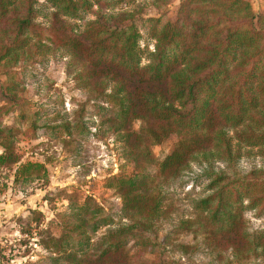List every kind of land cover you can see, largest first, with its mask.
<instances>
[{
    "label": "trees",
    "instance_id": "obj_1",
    "mask_svg": "<svg viewBox=\"0 0 264 264\" xmlns=\"http://www.w3.org/2000/svg\"><path fill=\"white\" fill-rule=\"evenodd\" d=\"M149 1L158 17L142 20L135 0H46L41 23L37 0H0V174L13 171V188L23 193L49 185L44 164L22 163L17 145L52 122L30 109L23 77L60 51L85 98L54 129L75 158L90 136L116 138L122 165L103 186L119 206L79 198L75 188L59 191L67 204L38 232L43 259L178 264L203 256V264H264V230L247 220L250 212L264 215V166L240 168L253 154L264 159V12L254 15L246 0H180L171 21L164 18L176 0ZM124 4L130 7L114 11ZM87 15L77 28L73 21ZM141 22L151 51L138 45ZM89 108L99 117L93 135ZM171 141L156 158L153 148ZM187 184L201 190L184 197L186 215L173 216L181 201L165 208L167 195ZM39 222L37 211L20 220L25 234Z\"/></svg>",
    "mask_w": 264,
    "mask_h": 264
},
{
    "label": "rangeland",
    "instance_id": "obj_2",
    "mask_svg": "<svg viewBox=\"0 0 264 264\" xmlns=\"http://www.w3.org/2000/svg\"><path fill=\"white\" fill-rule=\"evenodd\" d=\"M46 0H37V8L41 15L39 22L44 23L47 18ZM249 2L252 12L258 16L264 12L263 0H246ZM149 0H135L136 4H141L143 12L141 19L147 17L157 18V13L150 8ZM180 0L173 1L167 6V15L164 19L174 20ZM130 7V6H129ZM126 4L115 6L114 11L128 9ZM85 19L73 21L77 28L81 29L85 21L92 19L87 15ZM163 19V20H164ZM146 24L137 23L140 33L138 45L141 50L147 48L149 51L153 48V41L147 37ZM66 56L60 51H53L48 55L45 62L36 66L31 75L23 77L24 96L30 102V109L39 111L40 120L52 121L47 122L46 128H41L33 137L30 133L23 134L19 137L17 153L21 162H38L44 164L49 185L45 188H31L26 192H21L13 188V171L3 172L0 174V264H48L44 258V252L37 245L38 232L48 228L54 220V215L62 210L67 204L62 196L56 194L65 190L70 193L73 188L78 192L79 198L91 196L98 203L108 208L114 207L116 210L118 200H114V206L108 201L111 191L104 189V180L108 176L118 173L122 161L120 159V143L115 137L100 138L101 136H90L82 141L81 152L77 158L73 157L70 148L61 144V140L68 139L66 135L54 127L60 121L58 117L68 114L74 109L76 102H82L85 94L78 87L71 77L65 74ZM145 61L142 60V64ZM93 110L88 109L86 121L90 134H96L99 117L90 116ZM56 119V120H55ZM59 119V120H57ZM8 122V119H6ZM138 123L131 126L132 131H138ZM165 147H154L153 153L158 159H162L170 145ZM80 165V166H77ZM264 166V159L254 157L248 161H240V168L247 170L252 167L259 168ZM90 169V173L81 177L82 174ZM200 186L187 184L183 189L171 191L167 195L165 208L173 202L175 204L174 215H186L187 206L186 194L198 193ZM47 195H52L55 199L52 202L45 200ZM185 199V200H184ZM37 211L43 216V222L38 226L30 229V234H25L24 223L20 220L29 219L30 212ZM247 220L252 229L256 232L264 230V215L255 216L252 212L248 213ZM34 225V224H33ZM104 230H100L97 236L101 235ZM54 234H57L54 231ZM26 241V243H24ZM203 256L196 257L193 261L181 260L178 264H203Z\"/></svg>",
    "mask_w": 264,
    "mask_h": 264
}]
</instances>
